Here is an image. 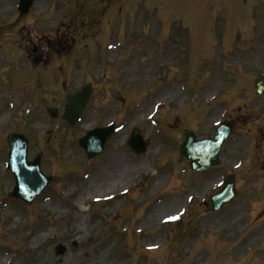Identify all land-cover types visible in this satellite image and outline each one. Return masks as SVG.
Masks as SVG:
<instances>
[{
  "label": "rangeland",
  "instance_id": "rangeland-1",
  "mask_svg": "<svg viewBox=\"0 0 264 264\" xmlns=\"http://www.w3.org/2000/svg\"><path fill=\"white\" fill-rule=\"evenodd\" d=\"M30 11L0 32V264H264V100L252 90L264 73V0H36ZM16 12L0 0V22ZM87 82L70 126L64 98ZM223 121L222 166L189 170L177 153L184 128L205 136ZM108 124L88 158L77 138ZM132 130L141 153L127 144ZM11 131L52 176L30 205L7 195ZM109 164L127 170L117 186L85 189ZM227 173L236 194L211 212Z\"/></svg>",
  "mask_w": 264,
  "mask_h": 264
},
{
  "label": "water",
  "instance_id": "water-1",
  "mask_svg": "<svg viewBox=\"0 0 264 264\" xmlns=\"http://www.w3.org/2000/svg\"><path fill=\"white\" fill-rule=\"evenodd\" d=\"M19 1L21 12L27 13L31 0ZM253 83L255 92L264 98V74L256 77ZM90 92L89 85H86L80 91L67 96L63 117L69 123H74L81 114ZM112 129V126L94 128L87 131L86 135L78 140L79 144L88 153V157H92L101 151ZM230 131L229 125L222 123L216 128V132L213 135L198 138L191 129H185V133L182 135L181 142L178 146L179 155L187 159L189 167L195 171L220 165L219 155L224 140ZM7 137L9 159L6 168L13 173L15 179V186L9 195L23 199L26 203H30L33 197L38 195L46 184H48L50 177L41 173L39 156L36 155L33 161H26L27 140L25 136L20 133H11ZM145 144L137 132L134 131L130 137L129 145L134 150L141 151L144 150ZM17 159L28 170L26 175H23L17 168ZM234 194V176L230 174L226 177L222 187L210 197L212 211L217 210L224 203L229 202Z\"/></svg>",
  "mask_w": 264,
  "mask_h": 264
},
{
  "label": "bare ground",
  "instance_id": "bare-ground-1",
  "mask_svg": "<svg viewBox=\"0 0 264 264\" xmlns=\"http://www.w3.org/2000/svg\"><path fill=\"white\" fill-rule=\"evenodd\" d=\"M150 110H147L149 113ZM6 113H3L1 116H6ZM149 164L146 165V169H148ZM126 168H123L119 171L116 165L109 164L106 168L102 170L103 175L100 176L98 179H90L86 184L85 189L93 190V192L104 191L105 189H110V187H116L119 181L124 177ZM162 184L161 177L157 179L154 184V187L157 188ZM81 201L83 200L82 196H80ZM161 215H165L164 213ZM259 232V229H255L250 235L254 236L256 233ZM36 238V237H35Z\"/></svg>",
  "mask_w": 264,
  "mask_h": 264
},
{
  "label": "flooded vegetation",
  "instance_id": "flooded-vegetation-1",
  "mask_svg": "<svg viewBox=\"0 0 264 264\" xmlns=\"http://www.w3.org/2000/svg\"><path fill=\"white\" fill-rule=\"evenodd\" d=\"M13 21H14V19H13Z\"/></svg>",
  "mask_w": 264,
  "mask_h": 264
}]
</instances>
